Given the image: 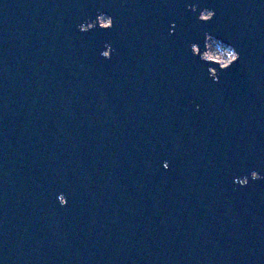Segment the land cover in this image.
Segmentation results:
<instances>
[{"label":"water","instance_id":"1","mask_svg":"<svg viewBox=\"0 0 264 264\" xmlns=\"http://www.w3.org/2000/svg\"><path fill=\"white\" fill-rule=\"evenodd\" d=\"M0 264H264V0H0Z\"/></svg>","mask_w":264,"mask_h":264},{"label":"rangeland","instance_id":"2","mask_svg":"<svg viewBox=\"0 0 264 264\" xmlns=\"http://www.w3.org/2000/svg\"><path fill=\"white\" fill-rule=\"evenodd\" d=\"M209 12H203L202 17H209ZM99 23L102 25L109 24V18L107 16H100ZM205 58L215 60L219 62L221 65H227L231 60L235 58L234 51L222 44L220 41L214 38H208L207 40V49L202 54Z\"/></svg>","mask_w":264,"mask_h":264}]
</instances>
